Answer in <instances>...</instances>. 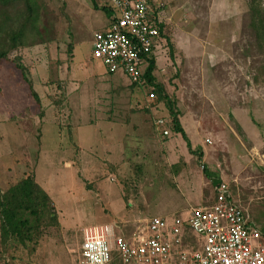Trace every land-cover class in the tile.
<instances>
[{
    "label": "rangeland",
    "instance_id": "1",
    "mask_svg": "<svg viewBox=\"0 0 264 264\" xmlns=\"http://www.w3.org/2000/svg\"><path fill=\"white\" fill-rule=\"evenodd\" d=\"M32 2L31 22L21 0L0 5V193L31 176L55 220L45 213L24 242L3 241L0 216V264H77L88 225L113 238L203 205L201 146L264 229V0H152L163 24L155 83L174 100L193 151L156 94L145 107L151 85L93 58V35L109 24L104 0ZM158 118L167 135L155 130ZM187 170L183 182L176 174Z\"/></svg>",
    "mask_w": 264,
    "mask_h": 264
},
{
    "label": "built area",
    "instance_id": "2",
    "mask_svg": "<svg viewBox=\"0 0 264 264\" xmlns=\"http://www.w3.org/2000/svg\"><path fill=\"white\" fill-rule=\"evenodd\" d=\"M104 3L111 9L109 24L94 33L92 56L108 74L122 72L141 86L146 57L162 43L160 8L152 0ZM154 100L150 94L145 107ZM163 124L161 118L154 120L164 136L168 131L161 130ZM214 191L208 206L151 217L126 234L119 228L113 238L103 224L84 227L77 264H264V232L235 200L228 183L220 181Z\"/></svg>",
    "mask_w": 264,
    "mask_h": 264
},
{
    "label": "trees",
    "instance_id": "3",
    "mask_svg": "<svg viewBox=\"0 0 264 264\" xmlns=\"http://www.w3.org/2000/svg\"><path fill=\"white\" fill-rule=\"evenodd\" d=\"M18 1L19 0H0V5L2 6L3 3L12 5L16 4ZM21 1L23 6L22 12L25 15L24 19L31 22L34 20V13L36 11L35 3H33L32 0ZM104 9L111 14L110 8L104 6ZM158 26L160 36H163V24L160 22ZM21 34L22 32L20 30V32L13 35V40L11 39L13 43ZM6 57V51L0 49V63L6 60ZM146 61L147 63L142 74L143 84L151 85L153 89L150 93L153 96L156 94L158 99L164 102L171 118L172 130L182 136L188 149H190L191 145L179 122V112L174 100L165 93L164 88L160 84L155 83L153 72L156 67V61L154 54L152 53L146 57ZM132 85L138 86L136 84ZM153 126L155 127V125ZM214 182H216V184L219 183L216 180ZM45 213L48 215L49 219L55 220V217L52 215L53 212L50 210V197L48 193L42 189L31 176H27L9 186L5 191L0 193L1 235L3 241H6L8 237H15L18 241L24 242L32 230L37 226V221L41 220Z\"/></svg>",
    "mask_w": 264,
    "mask_h": 264
},
{
    "label": "crops",
    "instance_id": "4",
    "mask_svg": "<svg viewBox=\"0 0 264 264\" xmlns=\"http://www.w3.org/2000/svg\"><path fill=\"white\" fill-rule=\"evenodd\" d=\"M109 19H110V17H109ZM183 130H184L187 138L189 139V142L191 145L190 151H193L196 148L195 142H193L192 138L188 136L187 130L185 128H183ZM206 139H208V138H206ZM206 139L204 141L205 143H206ZM204 151H205V149L201 146L200 151H199L200 156H198V158H199L198 161H199V163L204 164L205 167H204V171H203L204 176H201V179H200V185H199L200 188H199L198 194L200 195V198L203 201V205H201V206H208L215 199L214 186H215L216 182H214V181L215 180L217 182L224 181L221 178H222L223 174L225 173V170L224 169L220 170L221 168H220V165L218 164L219 160L216 158V156H209ZM193 157L194 156H187V160L191 161L193 159ZM183 162H184L185 167H186L187 163L185 161V156H183ZM228 165H229V163H228ZM193 172L194 171L187 170L186 174L177 173L176 176H178L179 179H181V180L183 178V182H184V181H186L187 176L189 178L190 175L193 174ZM228 186H229V189L231 190L229 184H228ZM209 188H210V190H209ZM190 192H194V191H190ZM185 210L183 211V213L185 212ZM163 216H167V215H163ZM251 220L254 221L253 219H251ZM261 230L264 232V229H261Z\"/></svg>",
    "mask_w": 264,
    "mask_h": 264
}]
</instances>
